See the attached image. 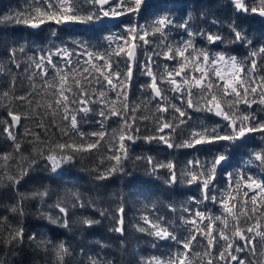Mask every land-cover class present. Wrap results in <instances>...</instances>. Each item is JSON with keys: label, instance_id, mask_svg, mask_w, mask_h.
<instances>
[{"label": "snow or ice", "instance_id": "1", "mask_svg": "<svg viewBox=\"0 0 264 264\" xmlns=\"http://www.w3.org/2000/svg\"><path fill=\"white\" fill-rule=\"evenodd\" d=\"M25 3L0 23L47 29L45 39H52L32 55L31 48L13 45L6 50L11 67L0 63V74L11 77L0 90V101H9L0 104L7 108L0 135L12 149L0 152V187L14 194L3 210L10 215L0 214V264H36L38 257L70 264L77 256L78 264H117L104 244L73 247L62 237H86L107 219L123 246V197L114 208L101 207L79 190L60 195L43 185L44 179L63 180L69 168L92 157L98 158L90 169L95 181L123 180L133 195L151 183V195L164 194V207L175 214V220L157 214L153 203V214L140 217L135 230L151 238L152 248L169 251L129 264H264V0H228L216 12V0H196L192 11L187 0ZM194 11L206 27L194 23ZM256 18L261 35L253 38ZM105 21H116L112 27L119 31ZM61 31L88 36L66 42ZM137 72L147 80L138 88L143 98L134 100ZM197 113L205 115L193 122ZM138 141L200 155L181 165L134 154ZM140 162L151 181L128 167ZM29 183L39 187L21 191ZM181 185L191 195L178 207L172 197L187 195ZM30 201L39 204L33 213L26 209Z\"/></svg>", "mask_w": 264, "mask_h": 264}, {"label": "trees", "instance_id": "2", "mask_svg": "<svg viewBox=\"0 0 264 264\" xmlns=\"http://www.w3.org/2000/svg\"><path fill=\"white\" fill-rule=\"evenodd\" d=\"M189 4V10L192 11L196 0H187ZM228 0H216V7L213 9L216 12L217 9H222L226 7ZM26 7L25 0H0V16L7 15L9 13L15 12L19 9H23ZM198 11H206V9H200ZM173 15L178 16V13H173ZM194 23L199 24L198 12H193ZM211 19V17H210ZM220 19L227 24V20L223 13L220 14ZM143 22V21H141ZM117 23V22H116ZM109 26L111 32H118L119 29L113 28L112 24L114 23H105ZM200 27H206V25L199 24ZM245 29H248V24L244 25ZM261 24L258 22L256 18L252 24L250 29V36L253 38L259 37L261 35ZM217 29H213L216 31ZM107 35L108 33H104ZM62 40L66 42H71L72 40L79 39H87L88 34L85 33L83 36L78 34H73L71 36L67 35L64 32H60ZM224 35L227 36L228 33L224 30ZM48 36V30L45 29L43 32H33L25 29L24 25H15L10 23H0V63L8 65V58L6 55V50L16 44L24 45L26 48H31L32 51L28 52V55H32L33 52H38L40 48H46L50 46V40L52 39ZM172 37L174 39H179V35L174 30L172 32ZM57 44L60 41H55ZM92 44H96L95 40L91 41ZM221 47H233L228 45H222ZM220 50V49H214ZM244 52L243 49H240V53ZM17 58L24 62L27 60V56L21 55L18 53ZM160 63L163 64V60L161 58ZM11 67L10 65H8ZM13 73H16L23 78V73H19L18 70L12 68ZM137 80H136V88L134 100H139L143 98V94L138 90L139 85L141 83L146 82L147 77L140 76L139 72H137ZM11 77L7 74H0V90L4 89V86ZM23 83L26 87L27 81L23 80ZM18 92H22L23 89H18ZM16 103V102H12ZM0 104L7 105L9 101L2 100ZM205 114L197 113L194 114L193 122L196 121L197 117L203 118ZM7 119V108L0 107V120ZM218 118L213 117L212 120H207L206 123L211 124ZM26 125L31 126V121L24 122ZM113 127L116 125L113 124ZM96 127V125H85L86 131H91ZM21 133L24 131L23 128L19 130ZM256 144H260V138L257 134L255 139ZM135 151L134 154H148L158 159H164L165 157L169 159H176L179 161L181 165L188 160L192 159L194 156H199L200 153L194 152L193 150H170L164 149L162 146L156 145L155 143L152 145H148L143 143L142 141H138L137 145L134 146ZM11 144L5 137L0 135V152L11 151ZM203 158V157H201ZM98 163L97 157H92L91 159H84L80 163H77L74 167L69 168V175L65 176L63 180L59 177H56L55 180L52 179H44L43 185L45 187H50L53 189L54 193L63 195L66 191L69 190H79L86 197H93L97 199L98 205L101 207H112L114 208L119 202L120 197H123V203L125 206V227H126V235L123 237L124 245L122 246L120 243V235L118 233L110 232L109 226L110 221L105 219L101 225H98L95 231L92 234H88L86 237L79 232L76 233L75 238H73L72 233H68L66 236L62 237L64 239H68L73 247H77L81 244L85 247H94L95 245L104 244L106 245L105 252L110 259H115L117 264H129L130 261H138L139 257L151 256V255H161L167 253L169 250L163 246L158 248H152L151 246V238L147 237L144 234H141L135 230L136 225L140 222V217L143 214H153L152 212V204L156 203L159 208V213L168 216L170 219L175 220V214L169 213L164 205L169 203V200L166 198L164 194L151 195V192L155 190V185L149 183L147 185H143L140 187V190L137 194H131L129 188L125 187L123 180H112L106 182H97L93 179L94 173L90 172V169L96 166ZM242 166V163H241ZM130 169L134 171V175L141 177L145 181H151L152 178L149 177L143 165V162H140L136 165L129 164ZM232 171V168L228 169ZM44 177H48L50 173L43 172L38 173ZM224 178H222L221 183L223 184ZM104 185H107L106 187ZM156 185H160L161 188H164L161 181H156ZM39 187L37 183H29L24 185L21 191L31 192L35 188ZM180 190L187 193V195H178L173 196L172 201L176 203L179 207L182 203L187 200L188 195H191L190 192L183 186H179ZM11 198V199H10ZM55 200V195L52 198ZM14 202V194L11 193L7 188L0 187V214L10 215V213L3 211L4 208L10 203ZM51 203V201H49ZM39 207V204L33 201L27 202L26 209L29 213H33L35 208ZM147 205V208L145 207ZM209 208H213L211 204L208 205ZM99 218V217H97ZM259 248V243L257 244ZM99 250V249H96ZM78 251V248H77ZM11 259V258H10ZM79 256L72 259L70 264H78ZM36 264H47V258L38 257L36 259Z\"/></svg>", "mask_w": 264, "mask_h": 264}, {"label": "water", "instance_id": "3", "mask_svg": "<svg viewBox=\"0 0 264 264\" xmlns=\"http://www.w3.org/2000/svg\"><path fill=\"white\" fill-rule=\"evenodd\" d=\"M258 19V18H257ZM116 21H105V23H115ZM26 29L34 31V32H39V30H34L26 26Z\"/></svg>", "mask_w": 264, "mask_h": 264}, {"label": "bare ground", "instance_id": "4", "mask_svg": "<svg viewBox=\"0 0 264 264\" xmlns=\"http://www.w3.org/2000/svg\"><path fill=\"white\" fill-rule=\"evenodd\" d=\"M116 23V22H115ZM109 24H111V23H109ZM25 29H26V26H25ZM26 30H28V29H26ZM29 31V30H28ZM31 31V30H30ZM34 32V31H33Z\"/></svg>", "mask_w": 264, "mask_h": 264}]
</instances>
